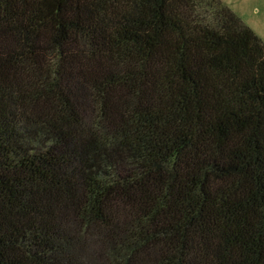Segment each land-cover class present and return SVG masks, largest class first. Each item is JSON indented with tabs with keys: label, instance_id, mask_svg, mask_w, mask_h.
<instances>
[{
	"label": "trees",
	"instance_id": "16d2710c",
	"mask_svg": "<svg viewBox=\"0 0 264 264\" xmlns=\"http://www.w3.org/2000/svg\"><path fill=\"white\" fill-rule=\"evenodd\" d=\"M0 264H264V43L219 0H0Z\"/></svg>",
	"mask_w": 264,
	"mask_h": 264
},
{
	"label": "rangeland",
	"instance_id": "374dc122",
	"mask_svg": "<svg viewBox=\"0 0 264 264\" xmlns=\"http://www.w3.org/2000/svg\"><path fill=\"white\" fill-rule=\"evenodd\" d=\"M264 43V0H219Z\"/></svg>",
	"mask_w": 264,
	"mask_h": 264
}]
</instances>
